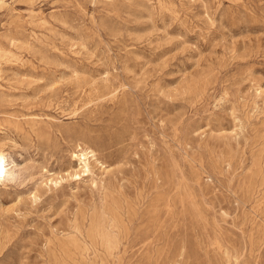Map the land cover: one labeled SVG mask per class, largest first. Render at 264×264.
<instances>
[{
	"label": "rangeland",
	"instance_id": "1",
	"mask_svg": "<svg viewBox=\"0 0 264 264\" xmlns=\"http://www.w3.org/2000/svg\"><path fill=\"white\" fill-rule=\"evenodd\" d=\"M0 150V264H264V0H0Z\"/></svg>",
	"mask_w": 264,
	"mask_h": 264
},
{
	"label": "bare ground",
	"instance_id": "2",
	"mask_svg": "<svg viewBox=\"0 0 264 264\" xmlns=\"http://www.w3.org/2000/svg\"><path fill=\"white\" fill-rule=\"evenodd\" d=\"M89 154H90V157H95L94 149L88 147L87 149H83L82 153L73 154V156L77 157V159L79 160L78 167H77V169L74 168L73 172L68 173V175H67L68 177L78 178L80 176V172L88 173L89 167L87 164L89 162V157H88ZM6 157H7V155L5 156L4 153L0 150V183H2V181L4 179L8 178V175L10 173L9 169L5 168V166H4L5 161H6ZM94 161L97 162V164L100 167L103 165L102 162L96 161V158H94ZM60 178H62V177H60ZM50 182H53L54 184H56L58 181H57V178H54L53 180L50 179Z\"/></svg>",
	"mask_w": 264,
	"mask_h": 264
}]
</instances>
